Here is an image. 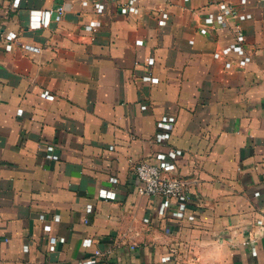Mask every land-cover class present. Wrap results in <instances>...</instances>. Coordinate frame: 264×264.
<instances>
[{"label":"crops","instance_id":"crops-1","mask_svg":"<svg viewBox=\"0 0 264 264\" xmlns=\"http://www.w3.org/2000/svg\"><path fill=\"white\" fill-rule=\"evenodd\" d=\"M197 260L264 264V0H0V264Z\"/></svg>","mask_w":264,"mask_h":264},{"label":"built area","instance_id":"built-area-1","mask_svg":"<svg viewBox=\"0 0 264 264\" xmlns=\"http://www.w3.org/2000/svg\"><path fill=\"white\" fill-rule=\"evenodd\" d=\"M55 21H58L63 13L62 7L55 9ZM52 12H47L49 16ZM25 50L37 53L39 50L35 47L25 46ZM161 164L140 163L134 169L136 185L134 190L141 196H159L166 201H183V188L180 182L169 178L161 169ZM99 198L104 200L115 199V192L112 190L102 189L98 193ZM180 207H185L181 202Z\"/></svg>","mask_w":264,"mask_h":264},{"label":"rangeland","instance_id":"rangeland-1","mask_svg":"<svg viewBox=\"0 0 264 264\" xmlns=\"http://www.w3.org/2000/svg\"><path fill=\"white\" fill-rule=\"evenodd\" d=\"M191 262V261H190ZM194 262V264H204V263H202V262H199V260H197V261H193ZM210 264H213L212 262H210ZM216 264V263H215Z\"/></svg>","mask_w":264,"mask_h":264}]
</instances>
